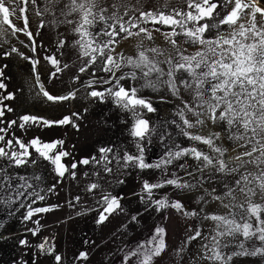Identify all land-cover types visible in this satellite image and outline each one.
<instances>
[{"label":"snow or ice","instance_id":"6c2138e0","mask_svg":"<svg viewBox=\"0 0 264 264\" xmlns=\"http://www.w3.org/2000/svg\"><path fill=\"white\" fill-rule=\"evenodd\" d=\"M186 2L187 11L173 10L168 13L144 5H126L123 16L117 11L105 15L107 8H101L99 13L94 12L96 0H68L63 5L60 11L65 19L72 13H80V21L73 29L79 39L73 44L79 46L80 55L85 59L78 72L87 71L92 77L86 85L82 84L78 75L72 74L71 78L85 87L87 96L101 102L110 96L116 105L132 113L130 135L136 139L137 154L123 151L121 156L119 151L113 152L111 147L101 146L94 155H84L65 163L64 158H71L72 153L66 150V141L62 139L44 140L34 135L25 142L20 137L6 138L0 135V141L6 140L7 145V150L0 147V160L5 161V166L0 167V203L23 201L21 207L27 209L22 216L24 221L58 207L35 206L37 201H44V189L37 191L29 183V177L14 176L10 171L28 163L35 165L36 161L31 159L34 150L35 154L49 162L60 178L69 172L75 178L80 165H96L97 170L91 173L95 180L86 183L84 192L94 198L99 209L95 220L97 224L104 223L117 212L136 221L139 212L131 208L125 211L121 203L123 197L107 190L105 183L101 182L104 177L100 169L104 176H109L113 171L110 166L112 159L118 164L122 161L123 168L135 166L145 169L160 168L161 165L166 167L174 160L190 156L195 161L189 166L191 171L185 164L179 165L189 179L183 180L175 172L171 173L170 178H165V173L160 182L144 180L141 189V201L157 212L169 205L182 210L184 205L180 199L172 200L166 195L154 198V189L171 185L186 190L195 198L198 208L183 212V215L193 217L200 223L188 226L186 239L180 246L174 247V253L182 257L184 251L199 239V254L193 257L195 264H230L236 255H247L249 252L253 256L264 257V0ZM22 3L23 6H20L18 0H0V38L9 34L8 29L3 28V25H7L12 36L24 33L31 42L32 51L36 52L27 14L28 5H36V0H22ZM112 7L118 8V5L113 4ZM129 10L132 11L131 15ZM36 15L42 17L38 9ZM14 16L22 21V26L17 27L12 19ZM97 20L103 22L105 27L100 32L89 31ZM66 22L73 23L67 19ZM43 23L41 18L40 24ZM161 26H168L170 30L161 33ZM154 33L163 35L164 46L156 44ZM134 37H139L132 46L134 51L126 49ZM66 43L65 39L59 40L60 45ZM185 44L190 47H185ZM11 53L32 60V71L37 73L35 83L52 107L63 108L64 102L78 95L75 86L46 90L40 83L39 61L26 56L16 47H11L10 51L0 50L4 57ZM45 60L53 66L59 64V60L51 55L46 56ZM64 68L69 69V65L65 64ZM60 71L57 67L56 72ZM55 74L52 73V77ZM3 75L0 71V77ZM129 79L131 85L128 84ZM140 80L144 83L138 87L137 81ZM7 87L0 78V89L6 93H0V102H4L0 105V125H3L0 126V133L10 132L17 123L26 132L28 129L25 125L29 124L41 127L72 125L79 129L76 118L81 114L71 109H64L51 117L22 114L18 120L8 119L6 112L14 113V108L7 101L14 99V92L7 91ZM142 87L167 88L171 96L179 101L171 124L189 141L206 145L208 150L192 143L188 147L175 145L177 150L166 152L160 163H146L143 140L152 129L137 108L147 109L148 112L156 109L140 95ZM161 99L165 97L161 96ZM225 141L233 145L231 150L224 147ZM89 175V172H84L86 179ZM17 179L20 183H16ZM36 179L39 177L36 176ZM56 188L57 184L54 183L47 191L52 193ZM74 199L78 204L81 196L77 195ZM213 204L222 211H209ZM69 207L75 208L76 205L69 202ZM206 221H211L207 231L203 228ZM28 231L36 236L39 229ZM241 236L243 239H239ZM253 238L259 241V245L253 243L249 249L246 242ZM28 243L26 239H19L20 245L27 246ZM233 246L235 250H232ZM36 248L40 252L50 253L53 264H65V258L54 251V247L46 248L42 241ZM165 248V228L157 225L150 238L121 251V264H154V258ZM86 257L85 251H80L78 256L74 254L76 264H81Z\"/></svg>","mask_w":264,"mask_h":264},{"label":"rangeland","instance_id":"374dc122","mask_svg":"<svg viewBox=\"0 0 264 264\" xmlns=\"http://www.w3.org/2000/svg\"><path fill=\"white\" fill-rule=\"evenodd\" d=\"M67 2L68 0H59V2L57 0H36V5L31 3L28 5L27 14L36 52L32 51L31 42L24 33L12 36L11 29L7 25H3V28L8 29L9 34L0 38V50L10 51L11 47H16L26 56L30 55L32 59L39 61L37 69L40 83L46 90L54 91L65 86L69 88L75 86L78 89V95L64 102L63 108L52 107L51 103L39 91V85L35 83L37 73L32 71V60H25L18 53H11L8 57L0 54V71L4 73L0 78L8 85L7 91L14 92V99L7 101L14 108V113L6 112L8 119L18 120L19 115L22 114H43L46 117H51L64 109H71L79 111L81 114L76 118V122L80 125L79 129L72 125L41 127L29 124L25 125L28 129L26 132L25 128H21L17 123L10 132L0 133V135H4L6 138L20 137L25 142L34 135H38L44 140L62 139L66 141V150L72 153L71 158H64L65 163H69L70 159H78L84 155H94L101 146H109L113 152L119 151L121 156L123 151L137 154L136 139L130 135L132 113L116 105L110 96H106L103 102L87 96L85 87L77 84L71 78L72 74L78 75L82 84L86 85L92 77L87 71L85 73L78 72L79 67L82 66V60L85 59L80 55L79 46L73 44L79 39V35L73 29L80 21V13L77 11L68 15L66 19L72 20L73 23H67L65 16L61 15L60 11ZM18 3L23 6L22 0H18ZM113 4L118 5V8H113ZM96 5L97 7L94 9L96 13H99L101 8L108 9L104 13L105 15H111L113 11H117L123 16L126 5L136 7L144 5L150 9L164 10L166 13L173 10L187 11L186 0H139V3L137 0H96ZM46 8L47 11H45ZM37 9L42 17L36 15ZM131 14L132 11L129 10V15ZM136 14L138 15V13ZM41 18L44 21L43 25L40 24ZM12 19L17 27L22 26V21H18L15 16ZM104 27V23L97 20L89 28V31L100 32ZM169 30L168 26H161L160 31L163 33ZM154 35H156V44L164 46L163 35L157 33ZM60 39H65L67 43L60 45ZM137 39L139 38L137 37L128 44L126 49L134 51L132 46ZM185 47L190 46L185 44ZM49 55L58 59L59 64L53 66L46 61L45 57ZM65 64L69 65L70 71L64 68ZM57 67L61 69L58 73L56 72ZM99 67L100 65L97 64V68ZM52 73H56L55 77H52ZM105 78L107 77L105 76ZM143 83V80L137 81V86L139 87ZM128 84H132L131 79L128 80ZM0 93L6 94L2 89H0ZM61 94L64 93L61 92ZM140 95L148 99L156 109L154 112H148L147 109L137 108L141 117L149 121L152 129L143 140V155L146 163L150 165L160 163L166 152L177 150L175 145L188 147L192 143L203 150H208L206 145L189 141L180 133L179 129L171 124L175 118L173 113L179 101L171 96L167 88L142 87ZM184 95L188 96L187 93ZM161 96H164L165 99L162 100ZM2 103L4 102H0V105ZM85 108H87V112H85ZM65 114L70 113L65 112ZM0 147H5L7 150L6 140L0 141ZM16 147L18 148V145ZM224 147L231 150L233 145L225 141ZM109 156L111 158V154ZM31 159L36 161L35 165L28 163L27 166L10 170L12 175L29 177V183L37 191L44 189L42 192L45 196L44 201H37L35 206L58 205V207L51 208L45 213L36 214L30 221H24L22 216L27 209L21 207L23 201L16 202L14 200L11 204L0 203V264H53L50 253L40 252L36 248V245L42 241L46 248L54 247V251L65 258V264H76L74 254L78 256L80 251L87 253L86 259H82L81 264H121V251L126 247H134L139 241L150 238L157 225L165 228L166 248L154 258V264H195L193 257L199 254L201 244L199 239L191 244L190 249L184 251L182 257L174 253V247L180 246L186 239L188 226L200 223L193 217L183 215V212L198 208L195 198L186 190L165 185L162 189L153 190L154 198L159 199L166 195L172 200L180 199L184 205L182 210H177L169 205L160 212L153 211L147 203L140 199L144 180L152 183L160 182L165 173L167 174L165 178H170L173 172L183 180L189 179L179 168V165L185 164L191 171L189 166L193 165L195 161L190 156L174 160L166 167L161 165L160 168L145 169L135 166L123 168L122 161L121 164H118L115 159H112L110 166L113 171L111 175L104 176L100 169L101 176L104 177L101 182L105 183L107 190L123 197L121 203L125 211L129 208L135 209L140 215L136 221H131L124 213L117 212L110 215L102 224L95 222L99 209L94 198L85 195L84 192L86 183L95 180L91 173L97 170L96 165H80V171L75 178L70 172L60 178L56 176L49 162L35 154L34 150ZM4 166L5 161L0 160V167ZM85 171L90 173L87 179L84 176ZM36 176L39 177L38 180ZM118 180L124 182L117 183ZM16 183H20V181L17 179ZM54 183L57 184V188L54 192L49 193L47 189ZM77 195L81 196L78 204L74 199ZM143 195L147 196L146 193ZM69 202L76 207H69ZM208 210L222 211L215 204ZM210 224L211 221L203 223L205 231L208 230ZM29 229H39V231L36 236H33L31 231H28ZM45 238L47 239L45 240ZM19 239L28 240V245H20ZM239 239H243V237L241 236ZM253 243L259 245V241H255L253 238L246 242V247L251 249ZM232 250H235L234 246ZM230 264H264V257L253 256L249 252L247 255H236Z\"/></svg>","mask_w":264,"mask_h":264},{"label":"bare ground","instance_id":"6f19581e","mask_svg":"<svg viewBox=\"0 0 264 264\" xmlns=\"http://www.w3.org/2000/svg\"><path fill=\"white\" fill-rule=\"evenodd\" d=\"M159 36H160V35H159ZM159 36H158V37H159ZM136 38H137V37L132 38V39L128 42V44L132 43L133 40L136 39ZM138 38H139V37H138ZM162 38H163V37H162ZM157 39H158V38H157ZM161 41H162V40H161ZM128 44H127V45H128ZM127 45H126V46H127Z\"/></svg>","mask_w":264,"mask_h":264}]
</instances>
